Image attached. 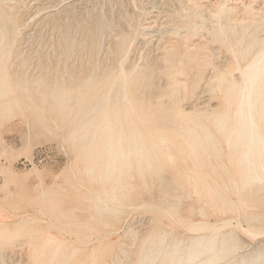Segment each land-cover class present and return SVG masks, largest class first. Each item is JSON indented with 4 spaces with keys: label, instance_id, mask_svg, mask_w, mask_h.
Wrapping results in <instances>:
<instances>
[{
    "label": "rangeland",
    "instance_id": "obj_1",
    "mask_svg": "<svg viewBox=\"0 0 264 264\" xmlns=\"http://www.w3.org/2000/svg\"><path fill=\"white\" fill-rule=\"evenodd\" d=\"M160 1L0 0V42L4 46L0 52L5 54L9 81L8 92L0 95V221L9 228L23 221L24 231L40 225L81 249L103 244L102 257L108 264H138L141 253L151 247L143 240L153 239L156 251L160 236L165 235L159 257L149 263L161 264L171 243L181 240L185 248L191 236L209 233L211 225L236 237L239 254L264 253V204L257 201L245 208L260 214L258 222L249 227L241 221L243 209L224 216L212 212L215 205L206 196H196L193 185L185 180L191 173V161L185 154L174 151L173 155L168 148L154 166L142 167V173L136 165L123 168L120 179L117 173L104 176L100 160L91 171L87 169L89 153L84 145L100 120V109H111L115 97L123 92L118 81L101 83L114 78L121 68L130 71L133 66L138 70L149 65L155 69V73L147 72L130 82L128 92L135 98L141 95L142 105L149 103L156 116L165 115L164 108L174 99L186 111L203 110L221 101L219 92L214 98L203 90L204 85L194 89L193 96L190 90L171 94L164 86L163 62L154 59L161 52V43L167 45L176 38L171 30L185 32L182 19L190 12L192 1H197L193 8L199 14L196 21H202L203 27L209 25L212 0H168L177 4L174 7H167V0ZM205 35L204 29L198 30L192 41L206 47ZM122 38L123 51L117 49ZM201 56L211 59L207 49ZM197 91L200 97L194 99ZM159 106L161 110H157ZM89 120L83 135L82 125ZM221 158L227 162L224 154ZM41 187L49 191L42 194ZM111 191L119 195L121 205L109 201ZM98 198L118 211L104 209ZM227 219L230 224L222 226ZM198 221L206 222L204 229L190 230L191 222ZM127 227L136 235L133 245V234H123ZM257 230L259 235L250 234ZM16 241L2 248L4 264L26 261L27 244L16 245ZM154 251L149 253H157ZM262 260L258 264H264Z\"/></svg>",
    "mask_w": 264,
    "mask_h": 264
},
{
    "label": "bare ground",
    "instance_id": "obj_2",
    "mask_svg": "<svg viewBox=\"0 0 264 264\" xmlns=\"http://www.w3.org/2000/svg\"><path fill=\"white\" fill-rule=\"evenodd\" d=\"M168 2L167 7L177 5H173L174 2L170 4L172 1ZM210 2L213 7H208L211 9L209 25L203 27L200 18V22L196 21L199 14L193 8L197 6V1H192L190 12L186 18L182 17L185 32L180 34L176 29L171 30L176 38L168 41V44L164 39L167 45H159L161 52L154 59H161L163 62L162 73L166 76L164 86L171 94L190 90L189 94L192 95L195 93L194 89L204 85L203 90H208L214 98L219 92L221 101L203 110L186 111L174 99L168 108H164V111L167 109L165 115L156 116L149 103L142 105L141 95L135 98L128 92L130 82L139 80L147 72L155 73V69L149 65L138 70L133 66L130 71L121 68L114 78L104 79L101 83L113 84L118 81V87L123 92L115 97L111 109H100V120L91 132V140L84 145L89 153L87 169L91 171L100 160L104 176L113 177L117 173V178L120 179L123 168L136 165L142 173V167L149 169L154 166L157 159L164 156L165 150L170 148L173 155L175 151L178 155L185 154L184 157L190 158L191 173L190 176H185V180L193 185L196 196L208 197L211 204L215 205L212 212L222 216L226 212L237 213L243 209L242 213L245 215L241 221L244 224L246 222L249 227L258 222L260 214L245 208L257 201L264 204V0H231V4L229 0ZM202 29L206 33V47L192 41V36ZM124 44L125 38L120 39L117 49L123 51ZM3 47L0 42V49ZM205 49L211 55L210 60L201 56ZM3 55L5 54L0 52V95H6L9 86ZM148 79L147 85H150ZM199 92L197 91L194 99H199ZM161 106L157 110H161ZM90 123L91 120L82 125L85 128L83 135L88 131ZM223 154L227 162L222 160ZM48 191L46 187L39 190L42 194ZM232 194L237 195V198L233 199ZM118 196L111 191L109 201L119 202L121 205ZM98 201L103 204L104 209L118 211L110 206L109 201L100 198ZM221 224L229 225L230 220H222ZM205 226L204 221L191 222L189 229L199 231ZM23 228V221L14 223L12 228L0 221V255L3 253L2 248L15 244L17 239L19 241H16V245H19L22 238V243L27 244V257L25 262L21 261L24 262L22 264H108L102 257L105 247L103 244L81 249L71 246L64 238L45 232L40 225L25 231ZM210 228L209 233L191 236L185 248H182L181 240H175L165 251L161 264H258L264 258V253L261 252L239 254L241 246L236 237L219 232L217 225H211ZM126 233L133 234V245L136 235L128 227L123 234ZM258 233L260 230L250 234L255 236ZM159 240L161 244L156 251L152 249L155 243L153 239L143 240L149 242L151 247L141 253L138 264H149L159 257L165 235H161ZM153 251L157 253H149ZM230 255L232 256L229 257ZM0 264H4V261L0 260Z\"/></svg>",
    "mask_w": 264,
    "mask_h": 264
}]
</instances>
